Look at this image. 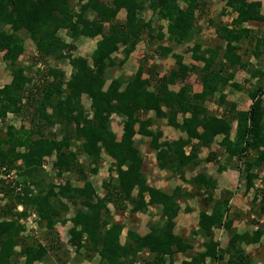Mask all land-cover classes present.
Returning <instances> with one entry per match:
<instances>
[{
  "label": "trees",
  "instance_id": "obj_1",
  "mask_svg": "<svg viewBox=\"0 0 264 264\" xmlns=\"http://www.w3.org/2000/svg\"><path fill=\"white\" fill-rule=\"evenodd\" d=\"M218 1L235 17L230 24L208 20L217 40L205 45L196 39L200 31L195 29L206 13V0H0V53L11 74L0 87V264H173L177 254L192 251L195 236L203 239L201 250L180 264H255L246 248L264 239L261 228L249 226L230 235L224 248L215 240V229L229 230L233 223L225 217L231 194L225 191L216 199V180L202 164L223 157L220 173L227 167L240 169L232 165L236 159L247 191L257 178L254 172L264 169V30L252 35L247 28L262 25L264 14L259 1ZM122 11L124 20H118ZM146 11L166 23L165 31L144 19ZM145 36L151 46L158 43L154 53L159 58L174 60L169 74L161 75L150 64L141 67L147 77L141 82L135 75L112 78L113 69L124 65ZM96 38L88 57L76 54L79 41ZM26 40L34 52L25 50ZM165 42L192 44V63L184 64ZM244 43L249 46L242 55ZM120 50L118 60L114 54ZM56 64H67L69 75ZM240 71L249 75L243 86L234 81ZM193 75L198 92L190 81ZM177 85V90L170 88ZM226 89L246 93L248 110L227 102ZM209 102L223 110L211 113ZM9 115L27 117L29 128L8 125ZM112 116L121 119L119 137ZM162 122L179 136L162 140ZM137 135L146 139L144 147L154 154L156 167L179 179L172 192L149 185ZM214 143L220 151L211 150ZM203 150H208L206 157ZM102 153L111 160L116 179L103 182L100 195L88 175L97 174ZM51 157L54 180L46 171ZM194 167L202 168L186 178L187 169ZM11 172L14 178H6ZM72 174L81 186L66 177ZM182 185L197 190L206 208L190 239L174 233L180 198L196 197ZM253 201L254 215L264 217V190ZM110 206L115 214L128 211L130 219L147 216L149 232L140 233L138 220L126 227ZM23 222L31 226L26 236ZM67 223L70 228L62 236L58 226Z\"/></svg>",
  "mask_w": 264,
  "mask_h": 264
},
{
  "label": "rangeland",
  "instance_id": "obj_2",
  "mask_svg": "<svg viewBox=\"0 0 264 264\" xmlns=\"http://www.w3.org/2000/svg\"><path fill=\"white\" fill-rule=\"evenodd\" d=\"M248 1H259V2H261L262 3V13L264 14V0H248ZM206 2H207V4L205 5L206 13H205V15H203L201 17L200 20H198V24H197L195 30L200 31V34L196 39L200 43H203L205 45L206 44L210 45L217 40V37H216V34L214 33L213 27L207 23L208 20L213 19V21L216 24L219 22L225 23V24H230V22L235 17V14L231 13V11L228 8H225L224 3L219 2L218 0H206ZM124 16H125V13L120 12L118 14L117 18H118V20H124ZM143 17L146 21L152 20V26L155 28V30L165 31L166 23L156 21L154 18H152L151 12L146 11V13L143 15ZM260 26H263L262 27L263 29L260 28ZM260 26L251 24V25H247V28H249L252 35H259L261 33L260 30H264V23ZM60 34L62 35L63 32H61ZM96 40L97 39H86V40L79 41V43H77L76 54L79 56H82V57H88L90 55V53L93 51ZM152 44H153V46H151V42L148 41L146 36L143 37L142 40L140 41V43L136 46L134 52L130 55L129 59L124 63V65L121 66L120 68H114L113 69L114 71H112L111 77L112 78H118L119 76H125V78H126L127 76L135 75L139 79V81L141 82V80L143 81L147 77L143 73H141L140 69L142 66H145L147 68L150 64L157 66V68H159L158 71L161 75L169 74L170 69L173 68L175 65L174 60L171 58V56H169L165 59L159 58L154 53V51L157 47L156 44H158V43H152ZM159 44H161V43H159ZM162 45L171 47L173 53L181 55L183 57V63L184 64L187 65L189 63H192V61L190 59V51H189V48L192 46V44L175 46L169 42H165V43H162ZM248 46H249L248 43H244L241 46L240 54L243 55V54L247 53V52H245V50H247ZM25 50L28 52H31V53L34 52V47H33V45H31V43L28 40H26V42H25ZM245 56H246V58H248L247 55H245ZM114 57L117 58L118 60H121L122 59L121 50L119 53L114 54ZM148 59H149V62H147ZM249 63L251 65H255L256 60L254 58L250 57ZM263 63H264V57H263ZM24 65H25V63H24ZM55 66L57 68H61L62 70H64L67 76L69 75L70 68H69V66H67V64L63 65V66L56 64ZM249 68H251V67H249ZM248 76L249 75L247 73L240 71L235 76V82L240 84L241 86H243L244 80H248ZM10 80H11L10 70H9L8 66L5 64V62H3L2 53H0V87H2L5 84H8L10 82ZM190 81L192 82L193 90L198 92V90H200V86L195 82V76L194 75L190 78ZM253 83H254V81H253ZM249 85L245 84V86L243 88L249 90ZM178 86L179 85H177L176 87L171 86L170 88L177 90ZM263 87H264V85H263ZM230 95L231 94H228L227 96L229 97ZM234 98H235L234 100H236V102H238L237 105L239 106V108H242L245 110L247 104L249 105V100H247L248 96L244 92H240V93L236 94L234 96ZM263 100H264V94H263ZM82 102H83V105L85 106V108L88 109L89 108V101L85 97H83ZM206 105L209 107V109H211L213 111L216 110V108H213L214 107L213 104L207 103ZM149 116H152V115L150 114ZM7 118L8 119H6V123L8 125H12L16 129H19L20 126H25L27 128H29V126H30V123H28V121H27V117L23 118V116L9 115ZM111 125H112V129L114 130L115 134L117 135V137H119L121 135V131H122L121 119L118 117L112 116L111 117ZM0 128L4 129V123L1 122ZM160 128H161L162 133H163L162 140H164V139L170 140V139L176 137V135H174L175 132L170 127H167L165 125V122H162V125ZM51 134H53V132H51ZM145 140L146 139L141 138L138 135L135 136L136 146L138 148L140 146H145L144 143H141L142 141L144 142ZM216 149H217V146H216ZM144 151H145L144 158H145V164H146L145 174L147 176V179L150 180L149 185L150 184L152 185V184H154V182H153V180H151L152 176L150 175V172H152L153 169H151V166L149 165L150 162L147 160L146 155L150 154V156L153 158H154V156H152L151 151L149 149L144 150ZM153 158H151V159H153ZM148 159H150V158L148 157ZM79 160H80L79 162L82 163L86 168L84 158L79 157ZM235 160L236 159H233L232 165L235 166L237 164L236 166H238L240 168V170L239 169L238 170L241 172V174H240L241 179H240L239 184L235 183V187H233L230 190V192L234 195H237L239 201H240V199L242 201H244V199H248L247 202L249 203V201L251 200L249 205L246 203L244 204V202L243 203L240 202L241 204L238 203L239 205L236 207V211H235V214H237L238 212L241 213L240 208L244 209L243 205H248V208L251 211V214H248L247 218L245 219V224L247 223V227H248V224H250V222H251L250 216L253 215L256 218L252 208H253V206H256L257 203H255L253 201V198H254L255 194L258 193V191L260 192L261 190H264V172H263L264 169L259 170L258 172H254L257 175V178L254 180L255 186L253 185L252 189L247 191L248 193H245L246 192V189H245V186H246L245 185V182H246L245 176L246 175L244 174L242 176V168H241L242 166H239V163H235ZM47 164H46V171L48 172L49 176L51 178H53L54 174L50 170V167H49L50 165H47ZM111 169H113L111 160L109 159L108 156H106L105 154L102 153V161L100 162L97 174H95V175L89 174L88 175V180L92 181L93 186L95 187L96 191L100 195L103 194V187H102L103 182L111 181L110 184L115 182L116 176L114 175V173H112L110 171ZM231 169H233V167H231ZM86 170H87V168H86ZM214 175H216V174H214ZM14 176H15V174H11V178H13ZM66 177L70 179V181L73 185L81 186L82 183L78 182V180L75 178V176H73V174L71 177L70 176H66ZM0 178H3V177L0 176ZM174 178H175L176 184L179 185L180 184L179 179H177V177H174ZM53 180H54V178H53ZM55 182L58 183L61 181L59 179H57ZM156 182H158V181H156ZM160 183H162V186H169V183L167 181L160 180ZM184 187H186V185H184ZM172 188H173V186H172ZM186 190H187V192H191L193 195H195L194 191L191 190V188L187 187ZM223 192H225L223 189L215 190L214 196L217 197L218 195H220V193H223ZM193 202H194V200H193ZM110 209H111L112 213H114V218L117 220H121V222L125 223V226L128 228H129V225H132V223L135 222V220L137 222V220L139 218L140 220H138V221L140 222V225H138V226H140V233L144 234V232H146L145 228H142V227H144V224L148 221L147 216L137 215L136 218L130 219V217L127 216L129 213L128 211L125 212V215L123 213H122L123 215H121L118 213L115 214V211L112 208V206H110ZM250 211H249V213H250ZM70 215L71 214H69L68 216H70ZM156 219H157V217L153 218L152 220L155 221ZM246 220H247V222H246ZM141 223H142V227H141ZM262 226H264V224ZM194 231L189 230V233H187V235H188L187 237L189 239L191 237V232H194ZM180 234H182V231ZM23 235L26 236V234H23ZM227 236H228L227 233H225V232L221 233V231L219 229L214 230V238L219 243L220 248L225 247V244H226L225 241L227 240L226 239ZM202 242H203V239L200 236L193 237L192 238V244H193V250L194 251H192L191 253H189L185 257H190L194 253L201 250ZM262 242H261L262 245H260V247L258 248V249H260V248L262 249L261 252L259 251V253H258V249L254 248L253 250L249 251V253L250 254L255 253V255H257L256 257H259L261 254H263L262 256L264 257V239H262ZM178 258L182 259L184 257H175V260H177ZM20 263H22L21 260H20ZM42 264H48V263H42ZM81 264H95V261L82 262ZM205 264H220V262H217V261L211 262V261L207 260Z\"/></svg>",
  "mask_w": 264,
  "mask_h": 264
},
{
  "label": "crops",
  "instance_id": "obj_3",
  "mask_svg": "<svg viewBox=\"0 0 264 264\" xmlns=\"http://www.w3.org/2000/svg\"><path fill=\"white\" fill-rule=\"evenodd\" d=\"M261 3V2H260ZM261 5H262V3H261ZM123 12V11H122ZM263 26H260V28H262ZM263 29V28H262ZM97 39V38H96ZM98 40V39H97ZM97 40H96V42H97ZM96 44V43H95ZM94 49V48H93ZM235 81V80H234ZM224 93L225 94H231L229 97L228 96H226V101L227 102H230V103H235L236 104V106H237V109L238 110H244V109H242V108H239V106L237 105L238 104V102H236V100H234L235 98H234V96L236 95V94H238V93H240V92H229V89H226L225 91H224ZM242 94V93H241ZM233 96V97H232ZM232 98V99H231ZM247 100H249V98L247 99ZM209 104H213L214 105V107L213 108H216V110L218 111V112H220V111H222L223 110V108L222 107H218L216 104H214L213 102H209ZM250 104H251V102H250V100H249V105L247 104V106H246V109H245V111L246 110H248V108H249V106H250ZM208 107V106H207ZM208 109H209V107H208ZM210 110V112L211 113H213V114H216L217 113V111L215 110V111H213V110H211V109H209ZM235 126H236V122H234L233 123V127L235 128ZM174 132H175V134L174 135H176V137L177 136H179V134H178V132L177 131H175V130H173ZM53 132H55V129H53ZM53 136V135H52ZM220 140V138L218 137L217 139H216V141L218 142ZM142 143H144V142H142ZM216 146H217V149H216ZM139 149H140V151L142 152L141 153V155L143 156V158H144V153H145V151L144 150H147L144 146H140L139 147ZM220 146H218V144L217 143H214L213 144V146H212V151H214V152H218V151H220ZM185 152H186V154H188L189 153V148H186L185 149ZM202 157H206L207 156V154H208V150H203L202 151ZM151 154H152V156H154V154L151 152ZM147 156V160L150 162L149 163V165L151 166V169H153V171L152 172H150V175L152 176L151 177V180H153V182H154V184H150L152 187H154V188H156V189H160V190H163V191H166V192H172L173 190H174V188H176L177 187V184H176V182H175V178H174V175L173 174H169V173H167V172H165V171H160L159 169H157V167H156V165H155V158H153V157H151L150 156V154H147L146 155ZM101 157H102V155H101ZM148 157L150 158V159H148ZM155 157V156H154ZM151 158H153V159H151ZM54 159V157H51V158H49L48 159V162H49V164L48 165H50V163H51V161ZM217 160H218V163L216 162V163H208V164H202V167H206V171H207V174L208 175H210V176H212L215 180H216V183H217V187H216V190H221V189H223L224 191H229L230 192V190L233 188V187H235V183H238L239 184V182H240V179H241V176H240V174H241V172L237 169H231V168H229V167H227V169H225L224 171H222V172H217V169H218V167L220 166V165H222L221 164V162H224V158L223 157H220V158H218L217 157ZM144 161H145V158H144ZM50 167V166H49ZM202 167H194L193 169H191V168H189V169H187V172L185 173V175H186V178H190V177H193V176H195L196 175V173L202 168ZM191 169V170H190ZM153 174V175H152ZM214 174H216V175H214ZM155 180V181H154ZM160 180H163V181H167L168 183H169V186H162V183H160ZM149 181L150 180H148V183H149ZM156 181H158V182H156ZM172 186H173V188H172ZM182 186H184V185H182ZM255 186V185H254ZM188 186L186 185V187L185 188H187ZM168 189V190H167ZM192 190V189H191ZM194 191V193L197 191H195V190H193ZM198 192V191H197ZM225 192H223V193H220V195H218L217 197H216V199L217 198H219L220 199V197L222 196V194H224ZM245 193H248L247 192V190H246V192ZM230 199H229V203H228V207L230 208V212H228L226 215H225V217L227 216V220H233V223H232V225H231V228L228 230V229H226V228H224V227H220L219 228V230L221 231V233L222 232H225V233H227L228 234V236L226 237V244H227V241H228V238L230 237V235H232V234H234V233H238V232H242V231H244L245 229H249V224H248V227H247V223L245 224V219L247 218V215L249 214V208H248V205L250 204V201H249V203L247 202L248 201V199H244V201H242L241 199H240V201H239V199H238V196L237 195H234V194H232L231 192H230ZM195 196L196 197H189V196H185L184 198H180V200H182L181 202V204H180V208H181V210H180V212H179V214H178V216H177V218H176V225H175V228H174V233L175 234H177V235H180V236H182V237H184V238H188L187 236V233H189V230L190 231H194V232H198L199 231V228H198V217H199V212L200 211H203V210H206V208H205V206H204V204H203V199H202V197H199V196H197V193H195ZM201 199H199V198ZM233 197V198H232ZM199 200H198V199ZM193 200H194V202H193ZM243 203L244 202V204L246 203V204H248V205H243L244 206V209H241L240 208V212L241 213H237V214H235V211H236V207L239 205L238 203ZM240 203V204H241ZM257 203V202H256ZM187 208H189V211H187ZM21 209V208H20ZM151 210V212H153L154 211V209H150ZM206 212H209V210L207 209V211ZM239 215V216H238ZM235 216H236V218H235ZM263 218V216H261L260 218H255L253 215H251L250 216V219L251 220H253V219H255V220H257L258 221V224L257 225H250V228L251 229H253V230H255V229H257V228H261L262 230H264V226H262L263 224H261L260 223V220ZM117 220V219H116ZM138 220H140L139 218H138ZM246 222H247V220H246ZM23 224L26 226V232L24 233V234H29L30 233V229H31V227H30V225L28 224V223H26V222H23ZM251 224V223H250ZM141 227H142V223H141ZM58 228L60 229V232H61V235L63 236L64 234H66V232H67V230L70 228V225H69V223H67L65 226H62V227H60V226H58ZM142 228H145V230H146V232H144V234H146V233H148L149 232V229H148V226L146 225V223L144 224V227H142ZM143 230V229H142ZM181 231H182V234H180L181 233ZM192 233V232H191ZM124 234V233H123ZM193 238V237H192ZM191 241H192V239H191ZM261 242L262 241H260V243H258V244H254V245H251V246H248L247 248H246V253L247 254H249L250 255V253H249V251H251V250H253L254 248H259L260 247V244H261ZM226 244H225V246H226ZM193 245V244H192ZM202 248V247H201ZM18 250V249H17ZM192 251H194L193 249H192ZM192 251H190V252H188V253H186V254H183V253H179V254H177L175 257H184V258H182V259H177V260H175L174 261V263L173 264H180L181 263V261H183V260H188L189 259V257H185L186 255H188L189 253H191ZM259 251L261 252L262 251V249L260 248V249H258V253H259ZM263 254H261L259 257H256L257 255H255V253H253L252 255H250V257H252V259L255 261V264H264V257L262 256ZM175 257H174V259H175ZM54 258H55V256L53 257H51L50 258V261L51 262H53L52 260H54ZM207 261V260H206Z\"/></svg>",
  "mask_w": 264,
  "mask_h": 264
},
{
  "label": "built area",
  "instance_id": "obj_4",
  "mask_svg": "<svg viewBox=\"0 0 264 264\" xmlns=\"http://www.w3.org/2000/svg\"><path fill=\"white\" fill-rule=\"evenodd\" d=\"M4 171V169H2V172ZM5 172V171H4ZM263 172H264V170H263ZM11 174H14V172H11L9 175H6L5 177L6 178H9V179H13V178H11ZM260 223L261 224H264V217L260 220ZM30 225V224H29ZM31 227V226H30Z\"/></svg>",
  "mask_w": 264,
  "mask_h": 264
}]
</instances>
